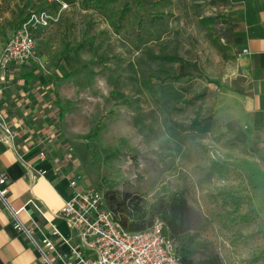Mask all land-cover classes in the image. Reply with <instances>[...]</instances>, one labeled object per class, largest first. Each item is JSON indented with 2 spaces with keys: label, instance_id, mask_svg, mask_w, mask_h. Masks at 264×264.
Segmentation results:
<instances>
[{
  "label": "rangeland",
  "instance_id": "374dc122",
  "mask_svg": "<svg viewBox=\"0 0 264 264\" xmlns=\"http://www.w3.org/2000/svg\"><path fill=\"white\" fill-rule=\"evenodd\" d=\"M39 1L0 0V43ZM125 2L129 10L119 18ZM225 4L114 0L95 9L76 0L47 6L53 19L34 30L45 68L34 62L4 77L0 84L10 97L0 109L16 136L13 113L23 130L47 138L42 153L103 194L118 190L152 201L182 193L188 226L174 243L185 242L193 259L214 252L221 264H264V232L238 162L252 143L240 112L237 94L245 81ZM205 16L214 21L202 25ZM66 44L72 51L61 54ZM16 92L20 99L11 97Z\"/></svg>",
  "mask_w": 264,
  "mask_h": 264
},
{
  "label": "crops",
  "instance_id": "0c3cea01",
  "mask_svg": "<svg viewBox=\"0 0 264 264\" xmlns=\"http://www.w3.org/2000/svg\"><path fill=\"white\" fill-rule=\"evenodd\" d=\"M224 12L231 19L229 40L237 49V72L245 81L237 95L243 125H246L244 127L252 143L251 153L244 154L238 162L255 221L264 232V0H226ZM17 66L21 67L13 63L5 77L9 78ZM1 84L0 102L4 106L10 93ZM18 93H13L11 97L20 99ZM11 118L13 125L20 127L18 135L13 145L0 140V173H5L9 179L7 200L14 208L25 204L33 222L25 212H21L20 216L34 227L37 235L48 233L58 252L67 253L68 246L62 239L50 234L51 226H56L62 236L72 240H75L74 231L64 220L50 214L47 223L29 201L37 198L51 212H58L63 201L72 195L73 189L68 183L74 175L67 172L55 155L46 151L44 154L43 151V157L40 156L42 150L39 145L47 138L41 139L23 130L16 113ZM24 162L29 164V168ZM78 186L85 184L79 180ZM0 264H42L28 239L13 227L10 214L1 201Z\"/></svg>",
  "mask_w": 264,
  "mask_h": 264
},
{
  "label": "built area",
  "instance_id": "2783aa9c",
  "mask_svg": "<svg viewBox=\"0 0 264 264\" xmlns=\"http://www.w3.org/2000/svg\"><path fill=\"white\" fill-rule=\"evenodd\" d=\"M62 6L66 7V4ZM52 19L45 10L31 12L0 43V80L4 79L13 63L26 67L37 62L38 67L45 68V63L37 60L34 29L45 27ZM15 137L16 132L0 109V140L13 145ZM40 156L43 157L42 152ZM24 164L29 168L28 163ZM80 179L81 175L76 174L69 180L72 195L63 201L58 212H51L37 198L29 201L47 223L50 214L64 220L74 231L75 240H72L62 236L56 226H51L50 234L59 236L68 246L67 253H60L48 233L37 235L34 227L20 216L25 212L31 219L25 204L18 208L11 206L7 200L9 179L5 173H0V201L9 212L13 227L28 239L42 264H181L174 240L164 232L160 218H155L152 225L144 230L130 231L120 225L106 206L104 194L90 185L79 187Z\"/></svg>",
  "mask_w": 264,
  "mask_h": 264
},
{
  "label": "trees",
  "instance_id": "16d2710c",
  "mask_svg": "<svg viewBox=\"0 0 264 264\" xmlns=\"http://www.w3.org/2000/svg\"><path fill=\"white\" fill-rule=\"evenodd\" d=\"M76 0H41L34 5V11L38 12L45 10L48 7L59 9L62 4L72 5ZM95 9L103 8L109 1L114 0H87ZM129 10L128 4L125 2L124 7L120 11V17ZM20 19L17 27L25 21L30 13ZM214 18L210 16L200 17L199 22L202 25H207L213 22ZM35 30V29H34ZM212 44L223 50L224 46L220 43L219 38H211ZM72 48L66 44L61 54L71 52ZM168 61H180L181 57L178 55H165L162 57ZM32 65L29 66V68ZM75 70L68 71L65 76L69 77L74 74ZM181 75H173V78H179ZM216 164L215 161H213ZM104 200L106 206L114 213L116 220L120 225L130 231L144 230L150 227L155 218H160L163 222L164 232L173 240L181 236L188 226V211L189 205L186 197L179 192H172L168 196H160L152 201H145L143 197L130 192H121L118 190H110L104 193ZM236 206L238 203L236 202ZM246 218L245 215L241 216ZM176 248V246H175ZM176 251L181 259V264H221L220 257L217 253L208 252L198 259L191 257L192 250L185 242H180Z\"/></svg>",
  "mask_w": 264,
  "mask_h": 264
}]
</instances>
